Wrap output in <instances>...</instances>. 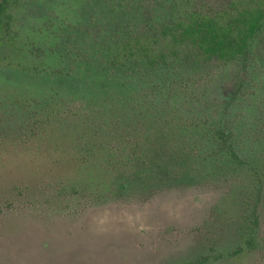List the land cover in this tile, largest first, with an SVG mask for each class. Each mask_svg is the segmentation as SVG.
I'll use <instances>...</instances> for the list:
<instances>
[{"label": "rangeland", "instance_id": "rangeland-1", "mask_svg": "<svg viewBox=\"0 0 264 264\" xmlns=\"http://www.w3.org/2000/svg\"><path fill=\"white\" fill-rule=\"evenodd\" d=\"M231 1H17L0 264H264V27L228 61L176 38Z\"/></svg>", "mask_w": 264, "mask_h": 264}, {"label": "trees", "instance_id": "trees-1", "mask_svg": "<svg viewBox=\"0 0 264 264\" xmlns=\"http://www.w3.org/2000/svg\"><path fill=\"white\" fill-rule=\"evenodd\" d=\"M17 0L0 1V46L9 41V51L13 48L11 35L7 33L12 15L6 13L7 4ZM192 40L209 55L217 54L221 58H232L236 54H245L249 42L264 27V0H235L233 10L222 14L198 15L188 24ZM2 31V32H1ZM13 63L12 61H9ZM19 64V63H18Z\"/></svg>", "mask_w": 264, "mask_h": 264}, {"label": "flooded vegetation", "instance_id": "flooded-vegetation-1", "mask_svg": "<svg viewBox=\"0 0 264 264\" xmlns=\"http://www.w3.org/2000/svg\"><path fill=\"white\" fill-rule=\"evenodd\" d=\"M1 1V0H0ZM18 1V0H17ZM14 2V3H12V4H10V5H8L7 4V8H6V10H5V12L8 14V13H10L11 15H12V17H11V20H10V26H9V19H8V24H7V27H5L6 29H7V33L5 34L4 32H2V35H7V37H9V34L11 35V38H12V42H13V48H15V42H16V40H15V37H16V30H15V27H14V15H13V10H12V8H13V6H15L18 2ZM233 1H235V0H232L231 2H230V4H229V6H228V8L227 9H225V10H223V11H221V12H217V13H209V14H207V13H203V12H201V11H191V13H188L187 15H186V19L185 20H180V21H178L177 22V24L175 25V28L178 30V36L176 37L177 39L179 38V39H182V40H184L185 42H186V44L188 45V44H190L193 48H194V50L196 51V55H198V56H200V57H202V58H205V59H208V58H213V57H217L218 59H220V60H222V61H228V60H232V59H235V58H237V57H239V56H246L247 55V53H248V51H249V48H248V50H247V52L245 53V54H236V55H234L232 58H226V59H223V58H221L219 55H217V54H211V55H209L208 56V54L207 53H205V51H203L201 48H200V46L196 43V42H194L193 40H192V37L190 36V34H189V29H190V26L188 25L192 20H193V17H195V16H198V15H202V16H204V15H210V16H214V15H216V14H222L223 12H231L232 10H233ZM175 28H171L172 30H175ZM169 28H166V29H163V30H168ZM177 30H175V31H177ZM259 33H257V35H258ZM256 35V36H257ZM255 36V37H256ZM254 37V38H255ZM254 38H252L251 40H250V42H249V47L251 46V44H252V41L254 40ZM8 46H9V41L7 42V44H6V46L5 47H7L8 48ZM17 46V50L18 51H20V52H22V48L20 47V46H18V45H16ZM0 47H2V46H0ZM13 48H11L12 50H13ZM35 52H37L38 51V49H37V51L36 50H34ZM117 56V55H116ZM116 56H114V58H116ZM71 57H75V58H77V55L76 56H71ZM159 59V58H158ZM158 59H155V58H153V59H150V63L151 64H154L155 63V61L156 60H158ZM164 59V57L162 56V60ZM62 60V59H61ZM37 69V68H36ZM53 72H56V73H59L60 72V68H56ZM224 129H222V128H219V129H216V134H217V136H218V138H219V141H221L220 142V149H222V150H225V149H230V157H234V158H237V159H239V157L236 155V152H235V150L234 149H231V145H230V143H229V138H230V136H229V133H227V132H225V131H223ZM123 185V184H122ZM245 244H248V243H251L252 242V237H251V235H248L247 233H246V235H245ZM250 246H253V244H250ZM242 249H244L243 247H241V246H239V247H237L236 249H235V252L234 253H238V250H242ZM249 249H253V247H249L248 248V250ZM207 260H209V257H201L197 262H195V263H190V264H200V263H203V262H206Z\"/></svg>", "mask_w": 264, "mask_h": 264}]
</instances>
